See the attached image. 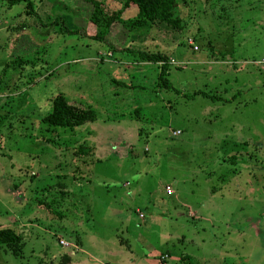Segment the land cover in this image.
I'll return each mask as SVG.
<instances>
[{
  "label": "rangeland",
  "instance_id": "1",
  "mask_svg": "<svg viewBox=\"0 0 264 264\" xmlns=\"http://www.w3.org/2000/svg\"><path fill=\"white\" fill-rule=\"evenodd\" d=\"M31 1L0 0V229L21 236L0 264H264V0H179L180 30L106 42L74 0ZM26 24L40 59L3 72ZM58 95L96 120L45 132Z\"/></svg>",
  "mask_w": 264,
  "mask_h": 264
},
{
  "label": "trees",
  "instance_id": "2",
  "mask_svg": "<svg viewBox=\"0 0 264 264\" xmlns=\"http://www.w3.org/2000/svg\"><path fill=\"white\" fill-rule=\"evenodd\" d=\"M9 6L24 2L30 12L33 11L34 4L31 0H4ZM77 7L87 8L88 19L87 26L82 33L85 37L106 42L107 35L109 34L110 28L113 24L119 23L128 32L137 35H147L149 30L155 24H163L176 30L182 28V18L178 15V3L179 0H123L120 7H111V5L103 0H74ZM23 25V24H22ZM21 25V26H22ZM78 29V28H77ZM81 29V28H80ZM68 30V33H77L81 31ZM19 32L16 41H19V50L21 54L13 56L4 65L3 72H12L22 70L24 66H35L39 61L40 46L36 43L39 41L34 38L33 29L27 24L24 25ZM33 37V38H32ZM34 39V40H33ZM34 43V50L27 49ZM40 45V44H39ZM132 54L137 53L140 59L150 62H162L161 70L159 72L160 78H163L165 86L171 87V84L166 80L165 73L168 69L167 58L160 53H150L147 51H130ZM197 93V92H196ZM97 118L96 111L91 106L78 105L71 103L63 95H58L51 101L50 109L44 113L41 118L40 127L45 129L54 127H65L74 129L82 126L86 123L93 122ZM88 147L80 145L77 153L88 155ZM71 181H76L77 178L72 176ZM40 205L47 208L50 212L48 204L40 202ZM21 236L16 233L12 228L6 227L0 229V245L3 244L6 247L15 249L20 244ZM184 264H196L190 261L189 257L184 256Z\"/></svg>",
  "mask_w": 264,
  "mask_h": 264
},
{
  "label": "built area",
  "instance_id": "3",
  "mask_svg": "<svg viewBox=\"0 0 264 264\" xmlns=\"http://www.w3.org/2000/svg\"><path fill=\"white\" fill-rule=\"evenodd\" d=\"M189 43L192 44V42H189ZM193 49H194V50H197V47H196V46H193ZM259 65H260V66L263 68V70H264V54H263V56H262V58H261V60H260V62H259ZM179 133H180L179 130H175L174 133H173V135H178ZM167 193H168V194H171L172 191H171L170 189H167ZM140 216H142V214H140ZM62 243H63V245L67 244V243L64 242L63 240H62Z\"/></svg>",
  "mask_w": 264,
  "mask_h": 264
},
{
  "label": "crops",
  "instance_id": "4",
  "mask_svg": "<svg viewBox=\"0 0 264 264\" xmlns=\"http://www.w3.org/2000/svg\"><path fill=\"white\" fill-rule=\"evenodd\" d=\"M54 3H55L56 6H58V4H57L56 2H54ZM55 5H54V6H55ZM52 7H53V6H52ZM109 53H110V52H109Z\"/></svg>",
  "mask_w": 264,
  "mask_h": 264
}]
</instances>
